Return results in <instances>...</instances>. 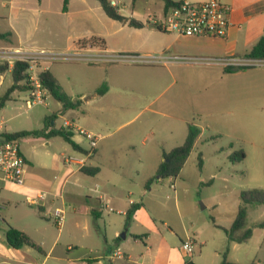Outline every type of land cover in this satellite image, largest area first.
<instances>
[{
    "label": "rangeland",
    "instance_id": "rangeland-1",
    "mask_svg": "<svg viewBox=\"0 0 264 264\" xmlns=\"http://www.w3.org/2000/svg\"><path fill=\"white\" fill-rule=\"evenodd\" d=\"M1 1L5 0H0V3ZM147 1L150 0H138L136 5L146 4ZM55 2L56 0H54ZM92 3L98 4L96 0H74L73 13L80 9L91 12L92 15L86 21H78L73 16H53L51 24L42 27L44 30L41 28L37 31H28L29 34L24 33L28 37L26 39L27 45L24 46L43 47L53 50L55 53L66 54L58 56L56 61L47 60L46 66L69 95L74 98L84 95L87 100H92L86 104V99H83L82 107L76 111L81 118L86 115L85 120L95 121L98 119L96 132L102 136L98 145L101 148L100 154L94 159L95 163L99 162L98 166L102 173L98 178L84 177L78 174L82 179V187H76L78 196L67 197L70 207L68 212H65L63 226L77 222L97 225L100 228L98 232L100 240L103 241V207L101 215L98 218L95 217L91 213L95 206L86 203L85 199L87 198L85 197H98L101 194L104 165L105 173L110 170L121 176L123 180L121 188L125 195L132 192V198L137 203L144 204L146 209L156 217L155 222L162 233L166 231L163 226L166 218L160 215L163 216L167 213H170L172 217V221L170 220L168 224L173 228L179 226V229H182L183 225L177 216L179 209L183 219H185V227L191 228L192 226L191 229L194 231L198 229L202 232L200 240H204L205 245L198 244L195 246L193 256L198 257L203 264H219L224 257L230 262L240 260L245 262L244 264H251L260 260L264 264V229L258 226L264 222V206H248L247 227L252 228L253 234L247 242L236 246L237 248L233 249V244L229 243L223 230V228L231 227L238 214L241 205V192L251 189H264V65L255 66L244 77L251 81L250 102L237 101L243 95H235V99L228 98L229 102L227 99L223 101L226 104L224 105L225 110L218 108L217 106L220 105L209 100L212 98L213 88L204 87L215 77V71L205 66H191L178 69V72L181 70V73L187 77L195 78L193 83L195 85L188 86L180 95L181 100L178 101L180 109L174 103L171 106L173 113L171 109L167 111L171 115H163L154 112L159 109L157 105L152 106L151 111L148 110L149 99L140 97V104L137 109H132L127 114L118 115L110 108L113 105L110 98L93 100L95 90L106 87L109 74L117 72L116 75L120 76L128 75L131 78L135 76L133 70H118L119 67L150 66L153 64L95 63L70 59L68 54H72L71 47L75 45L103 48L104 39L112 48L117 49V52L129 54L132 52L126 50L139 48V41L159 37V34L150 32L149 28L135 31L133 28L107 17L101 8L100 13H96ZM117 7L123 14H127L134 9L135 5L132 4V0H120ZM0 12H7V10L0 7ZM96 34H101L103 39L95 38ZM144 49L146 48L142 47L140 50ZM183 61L187 62L188 60H181V62ZM110 65H113L111 69H105ZM153 66H162V64L157 63ZM201 76L206 79L204 85L200 81ZM165 80L166 84H170L172 78L167 76ZM6 86L7 83L0 87V98L3 96ZM175 90L176 87L173 85L161 97H158L160 92L157 91L151 95L150 99L157 98V103L166 101L168 97L174 95ZM133 96L136 95L133 94ZM133 96L127 94L128 98ZM27 97L28 91H15L11 96V101L0 109V126L2 127L0 134L6 131L40 130L44 115L51 113L58 115L56 129H68L65 125V117L59 116V111L62 108L59 102L49 97L46 103L34 105L28 109L25 105ZM221 110L224 113H218ZM140 111L142 112L138 115ZM182 113L194 116L195 122L203 126L202 139L191 152L184 169L181 170L177 178L159 181L155 178L149 189L146 190L147 180H143L141 177L144 172H151V169L144 167L147 163L144 159V165L139 166L138 160L140 156L143 157L147 152L150 153L151 149L158 147L156 142L159 140L160 134L165 136L167 133L166 123H170V117ZM78 124L84 126V121L81 119ZM45 125H47L46 121ZM131 133L134 137L132 145H126L127 137ZM82 137L85 141L84 146H88L87 139ZM48 140L35 136L20 139L22 147L28 148L29 152H32L30 158L36 165H48V170L45 171L52 177L64 166V155L62 156V154L74 156L79 153L75 152L61 137L51 140V146H46ZM104 144H111L114 150L109 148L106 151L103 150ZM230 145L233 147L229 148ZM240 150L245 153L244 160L233 162L232 159L228 158L229 152L232 154ZM199 158L202 160L201 167L199 166ZM137 172H140V177H138ZM210 181L212 184L206 185ZM172 184L176 189L171 188ZM1 195L4 197L6 193L2 192ZM16 198L24 207H28L26 201L20 197ZM83 206L86 207L88 216L86 218L82 216L81 221H77L72 213L75 209L80 211ZM111 206L114 215L117 213V207L114 204ZM33 208L37 209V206H33ZM52 209L54 210V207ZM17 213L18 210H15V205H12L10 216L17 217ZM156 213L160 215L156 216ZM50 223L57 230L53 219L50 220ZM126 230L124 229L122 233ZM134 230L142 232L144 229L136 224ZM226 248H228L227 251Z\"/></svg>",
    "mask_w": 264,
    "mask_h": 264
},
{
    "label": "crops",
    "instance_id": "crops-1",
    "mask_svg": "<svg viewBox=\"0 0 264 264\" xmlns=\"http://www.w3.org/2000/svg\"><path fill=\"white\" fill-rule=\"evenodd\" d=\"M119 1L120 0H118V2ZM190 1L197 3L209 0ZM219 1L231 8V25L227 35L223 38L182 37L176 34L159 31L151 25H148L147 17L149 15H160L164 13L163 4L159 0H150L147 1L146 4H134V9L127 14H123L119 9L121 15L143 23V27L133 28L135 31L149 28L151 30L150 32L159 34V37H153V39L149 38L146 41H139L138 47L140 49H142V47L146 49L140 50L139 48H135L126 51H130L133 54H166L168 56L188 57L190 61H173L162 64V66H153L156 65L153 64L150 66L119 67L118 70H133L135 76L132 78L128 75L120 76L116 75L117 72L109 74L106 87L102 88L104 90L103 94H98V89H96L93 100L97 98L102 100L110 98L113 102V105L110 107L111 110L121 115L127 114L132 109H137L140 104L139 98L143 97L149 99L147 106L149 107L148 110L151 111V107L157 105L159 109L154 112L162 113L163 115H171V113L167 111L172 109L171 106L174 105V103H176V106H178L177 108L180 109L178 101L181 100L180 95L182 91L186 90L188 86L191 87L195 85L193 84L195 78L187 77L181 73V70L178 72V69L189 68L191 66H205L208 69L211 68L216 74L212 80L210 77L211 82L208 84L205 83L206 79H204L203 76H201L200 81L203 85L206 84L204 87L213 88L212 98H209V100H213L215 104L220 105L217 106L218 108L220 107V109L225 110L226 107L224 105L226 104L223 103V101L225 99L228 101V98L235 99V95H243L239 97L240 99L237 101L245 100L250 102L251 81L246 80L244 77L247 76L252 68L232 69L228 72L219 60L228 57H244L261 38H264V0ZM92 5L94 6V12L100 13V3H92ZM0 7L7 10V12H0V33H10L8 40L0 41V48H15L19 45H27L26 43L28 41H26V39H28V37H26L24 33L29 34L28 31H37L42 27H46L48 24H51L53 16H73L77 18L78 21H86L92 15L91 12L86 11V9H80L78 12L73 13L74 0H70L67 12H63L62 10L63 0H56L55 3L54 0H5L1 1ZM42 30L44 29L42 28ZM96 37L103 39L101 34H96L95 38ZM73 45L74 43L72 46ZM71 48L77 49L78 46L74 45ZM82 50L84 52H93L96 54L102 51L120 53L117 52V49L112 48L104 39L103 48L86 47L82 48ZM197 60H200V62H197ZM112 67L113 65H110L105 67V69L109 70ZM46 69H48V67H46ZM48 70L51 72L50 69ZM167 76L168 78H172L170 84H166L165 79ZM6 83L7 86L4 93L13 84L10 71L0 75V87H3ZM173 85L176 87L174 95L168 97L166 101L157 103V98L150 99L151 95L157 91L160 92V96L158 97H161L169 91ZM220 92L222 93L220 94ZM127 94H132V96L135 94L136 96L128 98ZM79 98L83 104V99H86L85 96L83 95ZM91 101L92 100L86 99L85 102L88 104ZM82 104L79 108L82 107ZM76 110L77 109L63 111L61 108L59 116L65 117V121H70L84 130L101 136L100 133L96 132L98 119H95V121L85 120L86 115L81 118ZM141 112L142 111H140L138 115L141 114ZM218 113L224 112L221 110ZM52 115H55V119L49 120V124L45 125L47 118ZM194 115L199 116L198 114ZM57 116L56 113L44 115V121L40 130L49 132L52 128L56 129ZM170 118V123H166L167 125L165 124L167 133H165V136L160 134V138L156 142V146L158 147L151 149L150 153L147 152L143 157L140 156L138 160L139 166L144 165V159L147 161L144 167L151 169V172H144L141 177L143 180H147L146 185L151 179L157 178L158 181L161 180L159 176H157V169L164 161V153H168L175 147L184 143L188 134L189 125L192 124L201 130L194 148L204 134L203 126L195 122L194 116H188L182 113L172 115ZM81 119L84 121V126L78 124ZM52 122L54 123L52 124ZM66 130L73 134L72 140L74 142L84 150L88 149L89 143L88 146H84L85 141L82 137L83 135L79 132L77 133L76 130ZM5 133L17 132L6 131ZM26 137L28 136H25V138ZM54 138L56 137L48 138L49 140L46 142V146H51V140ZM133 138L131 133V135L127 137L128 140L126 145H132ZM19 145L27 161L26 183L23 187L8 184L0 185V264H203L198 257H194L193 255L185 256L181 248L182 243L186 240H192L194 248L198 244L202 246L205 245L204 240H200L202 232L198 231V229L194 231L191 229L192 226L191 228H186L185 219H183L178 209L177 216L183 225L182 229H179V226L173 228V226L168 224L170 220L172 221L170 213L163 216L156 213V216L160 215L166 218V222L163 223L166 231L162 233L155 222L156 217L146 209L144 204L137 203L132 198V192H128V194L125 195L121 188V185H123L121 176L115 171L110 170L108 173H105L104 165L103 190L100 192L101 194L98 197H85L87 198L85 199L86 203L95 206V208H93L94 210L92 209L91 211L95 217L98 218L101 215L103 207V241L100 240L98 233L100 229L99 226L86 222H77L62 226L61 228L56 225L57 230H55L50 223V220L53 219L52 213L56 208H62L65 212H68L70 203H68L67 197L78 196V189L76 187H82V179L78 174L90 178H98L101 175L102 171L98 166L99 162L95 163L94 160L100 154L101 148L97 147L94 155L87 160L86 164L88 167L99 169L96 175H85L76 165H72L75 166L72 167L66 166L63 163L64 166L51 177L45 171L48 170V165H36L33 159L30 158L32 157V152L30 153L28 148L22 147L20 139ZM232 147V145L229 146V148ZM108 148L114 150L111 144L103 145V150L106 151ZM63 155L65 156V154H62V156ZM230 155L229 152L227 154L229 159ZM182 169H184V166ZM137 173L138 177H140V172ZM74 177H76V179L73 180ZM146 185L145 189L147 190L149 188H147ZM40 191L47 192V197L44 201L37 200V203H34ZM2 192L6 193L4 197L1 195ZM123 196H125V198H123ZM16 197H20L26 201L28 207H24L18 202L19 200H17ZM112 204L117 207V213L114 215L112 214L114 212L111 206ZM136 204H140V207L134 212L131 219L127 220L128 210L132 205ZM12 205H15V210H18L16 214L17 217L10 216ZM33 206H37V209L33 208ZM53 207L54 210L52 209ZM86 210L85 206H83V209L80 211L75 209L72 216H75L77 221H81L82 216L85 218L88 216ZM136 224H139L144 230L142 232L133 231ZM8 226H12L30 236L37 245L40 246L41 252L28 246L19 249L13 248L6 239V229ZM124 229H127L125 231L126 238L122 239L120 235ZM231 243L233 244V249L241 245L236 242ZM233 261L239 264L245 263L240 260ZM219 264H222V262ZM257 264L263 263L259 260Z\"/></svg>",
    "mask_w": 264,
    "mask_h": 264
},
{
    "label": "built area",
    "instance_id": "built-area-1",
    "mask_svg": "<svg viewBox=\"0 0 264 264\" xmlns=\"http://www.w3.org/2000/svg\"><path fill=\"white\" fill-rule=\"evenodd\" d=\"M178 5L169 8L165 13L151 14L147 17V24L159 31L176 34L182 37H208L223 38L227 35L230 22L231 8L219 0H209L205 2H192L190 0H176ZM118 1H111L113 6H118ZM82 48L72 49L68 54L70 59L84 60L88 62H122L132 64H167L173 61L189 60L188 57L168 56L166 54H133V53H111L107 51L96 53L84 52ZM70 52V51H69ZM60 54L43 47L19 45L15 48H0V61L7 62L11 68L16 61L28 63V97L25 105L28 109L34 105H40L49 99V91L43 86L39 73L46 69V61H56ZM226 69L254 68L263 66L264 59H250L246 57H228L219 60ZM68 129L76 130L83 135L89 147L87 153H79L74 156H64L63 163L66 166L76 165L78 169L87 166V160L95 153L101 140L99 134L84 130L70 121H65ZM0 130L2 127L0 126ZM0 134V185L8 184L23 187L26 183L27 161L23 156L19 140L6 138ZM175 189L174 184L171 185ZM47 192L40 191L34 203L44 201ZM53 220L58 227H62L65 220V211L56 208L52 213ZM182 251L185 256L194 253V243L186 240L182 243Z\"/></svg>",
    "mask_w": 264,
    "mask_h": 264
},
{
    "label": "trees",
    "instance_id": "trees-1",
    "mask_svg": "<svg viewBox=\"0 0 264 264\" xmlns=\"http://www.w3.org/2000/svg\"><path fill=\"white\" fill-rule=\"evenodd\" d=\"M103 12L107 17L113 19L121 24L128 25L132 28H141L143 23L130 18L123 16L119 13V9L116 6L111 4V0H97ZM138 0H132V4H136ZM163 4L164 13L171 7L178 5V2L175 0H159ZM70 0H63V12L68 11V5ZM10 33H0V41L8 40ZM244 57L250 59H264V38H261L247 53ZM238 69H250V68H238ZM28 63L23 61H16L14 65L10 68L7 62L0 61V75H3L10 71L13 84L6 90L4 95L0 98V109L3 108L7 102L11 101V96L15 91H28ZM232 69H227L230 72ZM39 78L43 86L49 91V95L55 101L59 102L62 105L63 111L75 110L78 109L82 101L80 98H72L61 86L56 77L47 69L39 73ZM103 89H98V94H103ZM55 119V115L47 118V125L49 120ZM201 130L194 126L189 125L188 134L183 144L175 147L168 153H164V161L159 165L157 169V176L160 179L167 178H177L185 165L187 159L189 158L191 152L194 149L195 143L199 138ZM37 136L43 137L45 139L52 137H61L65 140L73 150L80 153H87L81 146L72 140L73 134L66 129H50L49 132L46 130H33V131H21L17 133H5L2 134L6 138L21 139L25 136ZM245 158L243 150L234 152L230 155V159L233 162L242 161ZM199 166H202V160L199 158ZM81 172L88 176H94L99 172L98 168L83 167ZM154 179L148 181L146 187L152 184ZM212 181L206 183V185H211ZM241 205L238 209V214L232 223L231 227L228 229L223 228L229 243L236 242L239 244L247 242L253 234V230L250 227H247V216H248V206L249 205H261L264 206V189H251L247 191H242L240 194ZM140 207V204L132 205L127 212V220L131 219V216L134 212ZM260 228L264 229V222L258 225ZM6 239L7 242L15 249L22 248L24 246L31 247L36 251L41 252V248L37 243L26 233L12 227L8 226L6 229ZM120 240V238H119ZM228 248H226L227 251ZM222 264H239L229 262L225 257L223 258ZM257 264V263H251Z\"/></svg>",
    "mask_w": 264,
    "mask_h": 264
},
{
    "label": "water",
    "instance_id": "water-1",
    "mask_svg": "<svg viewBox=\"0 0 264 264\" xmlns=\"http://www.w3.org/2000/svg\"><path fill=\"white\" fill-rule=\"evenodd\" d=\"M53 123H54V122H52V124H53ZM120 238L125 239V238H126V232L122 233V234L120 235Z\"/></svg>",
    "mask_w": 264,
    "mask_h": 264
}]
</instances>
